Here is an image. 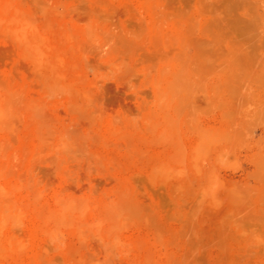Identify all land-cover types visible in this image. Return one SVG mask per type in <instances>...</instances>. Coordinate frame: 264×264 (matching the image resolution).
<instances>
[{
  "label": "rangeland",
  "instance_id": "374dc122",
  "mask_svg": "<svg viewBox=\"0 0 264 264\" xmlns=\"http://www.w3.org/2000/svg\"><path fill=\"white\" fill-rule=\"evenodd\" d=\"M0 264H264V0H0Z\"/></svg>",
  "mask_w": 264,
  "mask_h": 264
}]
</instances>
